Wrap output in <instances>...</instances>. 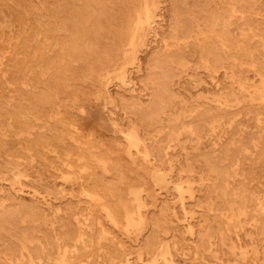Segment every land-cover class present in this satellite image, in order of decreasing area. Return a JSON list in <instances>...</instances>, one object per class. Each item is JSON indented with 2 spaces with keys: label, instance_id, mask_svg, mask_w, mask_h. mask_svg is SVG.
<instances>
[{
  "label": "rangeland",
  "instance_id": "obj_1",
  "mask_svg": "<svg viewBox=\"0 0 264 264\" xmlns=\"http://www.w3.org/2000/svg\"><path fill=\"white\" fill-rule=\"evenodd\" d=\"M0 70V264H264V0H0Z\"/></svg>",
  "mask_w": 264,
  "mask_h": 264
},
{
  "label": "bare ground",
  "instance_id": "obj_2",
  "mask_svg": "<svg viewBox=\"0 0 264 264\" xmlns=\"http://www.w3.org/2000/svg\"><path fill=\"white\" fill-rule=\"evenodd\" d=\"M127 1V0H125ZM232 1V0H231ZM90 2V1H89ZM97 2V1H96ZM104 2V1H103ZM205 2V1H204ZM148 4L145 5L146 8H143L142 10L139 11L138 14V22L140 25L143 24H149V14L152 12V8L148 7ZM82 5V4H81ZM230 8V7H229ZM220 9V8H219ZM222 9H224L222 7ZM237 9V8H236ZM226 10V9H225ZM172 11V10H171ZM227 11V10H226ZM225 11V12H226ZM236 12V10H234ZM125 12V11H124ZM174 12V11H173ZM229 12V11H228ZM232 12V11H231ZM239 12V11H238ZM237 12V13H238ZM198 13V12H197ZM230 13V12H229ZM224 14V12H223ZM239 14V13H238ZM221 15V14H220ZM219 15V16H220ZM226 15V13H225ZM230 15V14H229ZM227 15V17H229ZM233 15V13H232ZM231 15V16H232ZM224 16V15H223ZM225 17V16H224ZM234 17V16H233ZM238 17V16H237ZM241 19V17H238ZM219 19V18H218ZM221 19V18H220ZM227 19V18H226ZM230 19V17H229ZM234 19V22L232 21ZM231 21L233 22L231 25H235V19L238 20L237 18H233ZM224 21V19L222 18ZM229 20V21H230ZM226 21V20H225ZM222 22V21H221ZM220 22V23H221ZM219 23V24H220ZM224 23V22H223ZM231 23V22H230ZM226 24V22H225ZM224 24V25H225ZM217 25V24H216ZM222 25V23H221ZM228 25V24H227ZM229 24L228 26L231 27ZM240 25V24H239ZM244 25H246L244 23ZM56 26V25H55ZM242 26V25H241ZM247 26V25H246ZM244 26V27H246ZM222 27V26H221ZM226 27V25H225ZM250 27V25H249ZM67 28V27H66ZM227 28V27H226ZM238 28V27H237ZM242 28V27H241ZM253 30V29H252ZM213 31V30H212ZM246 31V30H244ZM211 32V31H210ZM209 32V33H210ZM237 32V31H236ZM248 32V31H247ZM205 33V32H203ZM201 33V34H203ZM221 33V32H220ZM245 33V32H244ZM249 33V32H248ZM223 33H221L222 35ZM228 34V33H227ZM233 34V33H232ZM243 34V33H242ZM216 35V33H215ZM211 36V35H210ZM229 36V35H228ZM246 36V35H245ZM198 37V36H197ZM218 37V36H217ZM220 37V36H219ZM247 37V36H246ZM141 38V37H140ZM238 38H245V37H238ZM190 39V38H189ZM194 39V38H193ZM218 39V38H217ZM198 40V39H197ZM203 40V39H202ZM208 41V39H206ZM213 40V39H211ZM223 40V39H222ZM252 40V39H251ZM200 41V39L198 40ZM243 41L240 42V44ZM201 43V42H200ZM189 44V43H188ZM206 44V42H205ZM208 44V43H207ZM203 45V44H202ZM197 46V45H196ZM201 48V46H200ZM205 49V48H204ZM243 49V48H242ZM206 50V49H205ZM128 52V51H127ZM127 54V53H126ZM125 54V55H126ZM202 55V54H201ZM203 56V55H202ZM142 59V58H141ZM238 60V59H236ZM141 68V67H140ZM123 70V69H121ZM2 71V70H0ZM262 79V78H261ZM221 80V79H220ZM247 80V79H246ZM255 79H253L254 81ZM223 83V81H221ZM220 83V82H219ZM218 83V84H219ZM216 84V85H218ZM247 85V84H246ZM223 86V85H222ZM244 86V85H242ZM234 92V91H233ZM263 92V91H262ZM227 97V96H226ZM208 98V97H206ZM262 98V97H261ZM260 101V100H259ZM240 105V104H239ZM245 112V111H244ZM226 112L224 113V115ZM204 119V118H203ZM197 120V119H196ZM194 132V131H193ZM3 133V132H2ZM4 134V133H3ZM31 134V133H30ZM221 134V133H220ZM132 135V134H131ZM141 143V142H140ZM146 154V153H144ZM222 157V156H221ZM107 161V160H106ZM219 161V159H218ZM103 162V161H102ZM105 162V161H104ZM232 162V161H231ZM230 162V163H231ZM105 164V163H104ZM228 165V164H227ZM107 166V165H106ZM236 166V165H235ZM257 171V170H255ZM216 188H217V193L219 196L222 197H227L228 198V203H229V214H227L229 217V221L231 220L234 221L236 216H243L247 221L252 222L255 226L256 229L260 226V224L264 223V168H260L258 173L255 174L257 177H253V181L250 178L247 180V176L245 173L243 174L241 171L238 169L234 170H223V168H217L216 169ZM29 180V179H28ZM182 186V185H180ZM215 186V185H214ZM225 189H227V192H225ZM135 199V198H134ZM226 199V198H225ZM184 206V205H183ZM185 208V207H184ZM221 208V207H220ZM219 214V213H218ZM225 215V214H224ZM136 216V215H135ZM220 217H223V213H220ZM240 217V219H241ZM238 221V220H235ZM228 224V223H227ZM226 224V225H227ZM253 229V228H252ZM264 229V228H263ZM258 230V229H257ZM237 234V233H236ZM234 242V241H233ZM203 244V243H202ZM255 243H253L254 245ZM241 245V244H240ZM155 262V261H153ZM154 264V263H152Z\"/></svg>",
  "mask_w": 264,
  "mask_h": 264
}]
</instances>
